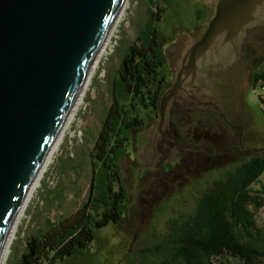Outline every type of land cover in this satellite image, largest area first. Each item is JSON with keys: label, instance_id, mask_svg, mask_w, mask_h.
Here are the masks:
<instances>
[{"label": "water", "instance_id": "obj_1", "mask_svg": "<svg viewBox=\"0 0 264 264\" xmlns=\"http://www.w3.org/2000/svg\"><path fill=\"white\" fill-rule=\"evenodd\" d=\"M124 1L0 0V255ZM163 55L171 84L158 121L134 134L133 172L264 145V122L242 94L264 56V0H214L199 37L181 33Z\"/></svg>", "mask_w": 264, "mask_h": 264}, {"label": "rangeland", "instance_id": "obj_2", "mask_svg": "<svg viewBox=\"0 0 264 264\" xmlns=\"http://www.w3.org/2000/svg\"><path fill=\"white\" fill-rule=\"evenodd\" d=\"M173 0L157 26L165 44L176 34L200 32L212 14L214 0ZM167 0H155L162 8ZM146 0H126L111 33L108 53L102 51L72 118L52 150L34 189L28 196L17 221L3 264H13L24 248V241L44 219L56 223L69 217L84 201L90 180L88 150L99 130L101 119L111 101L116 69L125 46L134 42L138 24L145 18ZM153 7V8H154ZM193 7H201L200 19ZM200 10V8H198ZM106 49V46L105 48ZM264 56L248 69L242 94L250 110L264 122V80L253 85V76L261 73ZM168 75V69L164 70ZM166 87L170 83L167 76ZM144 126L129 135L125 154L118 168L126 192L125 207L116 225L97 230L91 249L80 252L63 264H158L159 253L167 258L163 233L169 219H185L194 212L198 198L211 182L250 156L264 155L260 149L205 153L177 159L154 174L137 175L131 159L134 134L158 121V116H144ZM264 187V174L259 178ZM257 187V186H256ZM258 226L264 222V205L252 208Z\"/></svg>", "mask_w": 264, "mask_h": 264}, {"label": "trees", "instance_id": "obj_3", "mask_svg": "<svg viewBox=\"0 0 264 264\" xmlns=\"http://www.w3.org/2000/svg\"><path fill=\"white\" fill-rule=\"evenodd\" d=\"M146 1L145 18L134 42L123 49L111 101L87 153L91 174L84 201L56 223L44 219L13 264H63L88 252L97 230L119 222L126 192L117 160L125 154L131 130L144 126V116H157L167 84L157 23L173 0L162 8L153 6L155 0ZM202 10L193 7L196 19ZM263 80L264 67L253 76L252 87ZM263 174L264 155H254L213 180L192 214L168 220L163 233L168 256L159 253L158 264H264V222L258 226L252 211L264 205V187L258 181Z\"/></svg>", "mask_w": 264, "mask_h": 264}, {"label": "bare ground", "instance_id": "obj_4", "mask_svg": "<svg viewBox=\"0 0 264 264\" xmlns=\"http://www.w3.org/2000/svg\"><path fill=\"white\" fill-rule=\"evenodd\" d=\"M125 2H126V0L124 1L123 5H122V7H121V9H120V12H119V14L117 15V17H116L114 23H116V21L118 20L119 16L121 15V13H122V11H123V7H124ZM114 23L112 24V26H111L110 29L108 30L107 35H106V37H105V40L103 41L100 50H99L98 53L96 54V56H95V58H94V60H93V62H92V64H91V66H90V69H89V72H88L87 78H86V80H85V82H84V85H83V87H82V89H81V92L79 93V95H78V97H77V99H76V102H75V104H74L72 110H71L70 113L68 114V116H67V118H66V120H65V122H64V124H63V126H62V128H61V130H60V132H59V134L57 135L56 140L54 141V143L52 144V146H51L50 149L48 150V152H47V154H46V157H45V159H44V161H43L41 167H40L39 170H38V173L36 174L34 180L32 181V183H31V185H30V187H29V189H28V192H27V194H26V196H25V198H24V200H23V203L20 205V207H19V209H18V211H17V213H16L15 219H14V221L12 222V225H11V227H10V229H9V232H8V234H7V237H6V240H5V242H4V246H3L2 251H1V255H0V264H3V261H4V259H5L6 254H7V251H8V244H9V242H10L12 236H13L14 229H15V227H16L17 221L19 220V218H20V216H21V214H22V210H23V207H24V205H25V202H26L28 196L30 195L31 191L34 189L35 185L37 184V182H38V180H39V176L41 175V173H42V171H43L44 164L47 162V159L49 158V156H50L52 150L55 148L57 142L60 140V138H61V136H62V134H63V132H64V130H65V127L67 126L68 121L72 118V116H73V112H74V110L76 109V107H77V105H78V102H79L80 99H81L82 92L84 91L83 89L86 87V84H87V81H88V79H89V76L91 75L93 69L96 67V64H97L99 58H101L100 55H101L102 51L106 54V53H108L107 51L110 49V46H111V39L109 40V37H110L111 33L113 32ZM112 34H113V33H112ZM105 46H106V49H104Z\"/></svg>", "mask_w": 264, "mask_h": 264}, {"label": "flooded vegetation", "instance_id": "obj_5", "mask_svg": "<svg viewBox=\"0 0 264 264\" xmlns=\"http://www.w3.org/2000/svg\"><path fill=\"white\" fill-rule=\"evenodd\" d=\"M199 10V9H198ZM194 14H195V12H194ZM201 31L200 32H196V33H193L192 31H186V32H188L187 34H189V35H191L193 38H198L199 37V35L201 34V32H202V30H203V28L202 29H200ZM177 35H179V34H176V35H174V36H171L172 38L168 41V42H166L165 44H161L162 46H161V50H162V53H163V50H164V46L167 44V43H169L175 36H177ZM164 58H165V56H164ZM165 68H167L168 69V79L170 80V83L168 84V85H170L171 84V73H170V69H169V67H168V65H167V62H166V59H165ZM166 82H167V78H166ZM167 85V86H168ZM166 87V86H165Z\"/></svg>", "mask_w": 264, "mask_h": 264}]
</instances>
